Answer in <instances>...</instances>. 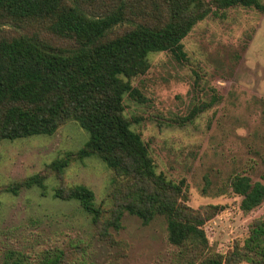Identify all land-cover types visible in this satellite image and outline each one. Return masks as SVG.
I'll return each mask as SVG.
<instances>
[{"label":"rangeland","instance_id":"374dc122","mask_svg":"<svg viewBox=\"0 0 264 264\" xmlns=\"http://www.w3.org/2000/svg\"><path fill=\"white\" fill-rule=\"evenodd\" d=\"M99 1L103 4L97 5ZM112 1L81 2L98 13ZM126 1L132 9L127 14L129 26L140 18L136 10H151L152 2L157 4ZM203 1L212 11L182 39L186 61L178 63L165 51L149 53L148 71L130 81L141 98L124 95L123 114L147 146L155 173L175 184L183 182L181 199L187 207L200 213L219 207L203 225L208 245L202 255L224 260L242 248L250 227L264 218V201L245 213L241 197L230 185L236 175L264 185V10L217 9L216 0ZM259 3L264 6V0ZM45 26L40 21L0 23L1 32L9 37L39 32L65 44ZM198 108L202 111L191 118ZM87 139L88 133L70 120L52 136L0 142V264L11 257L42 264L59 251L60 264H187L182 249L168 243L163 215L145 224L124 212L120 228L111 227L110 237L102 238L77 201L53 197L60 185L86 186L103 219L111 218L119 202L117 188L124 187L125 178L98 157L72 161L61 177L46 169ZM39 173L46 176L44 196L36 187L16 196L4 190ZM239 263L248 264L242 258Z\"/></svg>","mask_w":264,"mask_h":264},{"label":"trees","instance_id":"16d2710c","mask_svg":"<svg viewBox=\"0 0 264 264\" xmlns=\"http://www.w3.org/2000/svg\"><path fill=\"white\" fill-rule=\"evenodd\" d=\"M81 1L0 0V23L44 22L48 34L65 43L56 44L39 32L9 37L0 29V142L52 136L67 121H76L88 133L87 141L46 169L61 177L72 161L96 156L116 176L125 178L124 187L117 188L119 202L109 220L103 219L88 187L54 189L55 199L77 201L91 215L102 238L110 237L111 227L120 228L124 212L145 224L163 215L168 243L182 249L187 264H240L241 258L248 264H264V218L250 227L242 248L224 260L203 257L208 245L203 225L219 207L203 213L187 207L181 199L183 182L175 184L155 173L147 146L123 114L124 95L141 98L130 81L148 71L147 55L165 51L178 63L186 61L181 41L212 8L203 0H155L157 4L149 0L151 10L140 7L136 10L140 18L129 26L127 14L132 9L126 0H113L98 13ZM143 1L138 0V5ZM216 4L217 9L253 6L264 10L259 0H216ZM123 24H127L125 29ZM194 111L191 118L199 108ZM45 179L44 173L35 174L4 190L16 196L36 187L44 196ZM230 185L241 197L240 209L245 213L264 201V185L259 182L236 175ZM9 259L4 264H24L20 258ZM62 259L59 251L49 254L42 264H60Z\"/></svg>","mask_w":264,"mask_h":264}]
</instances>
